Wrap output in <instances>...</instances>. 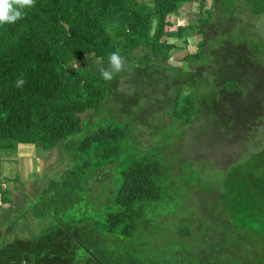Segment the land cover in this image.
<instances>
[{
    "label": "trees",
    "instance_id": "16d2710c",
    "mask_svg": "<svg viewBox=\"0 0 264 264\" xmlns=\"http://www.w3.org/2000/svg\"><path fill=\"white\" fill-rule=\"evenodd\" d=\"M194 1L199 11L178 25L175 15ZM247 15L263 18L264 0H35L15 23L0 25V155L20 146L45 153L61 144L72 164L37 198L25 199L33 204L22 220L30 217L41 231L1 242L0 264H264V147L228 168L202 218L184 231L170 229L165 216L147 218L162 199L161 166L150 154L127 158L104 213L92 211L91 176L122 155L129 126L107 125L78 143L68 139L83 129L84 114L98 115L110 94L124 92L122 79L148 70L178 91L168 106L178 126L205 113L200 87L211 80L219 99L256 111L264 40L243 24ZM195 34L201 36L195 52L177 61L188 68L169 64L171 51L188 49ZM117 50L124 70L105 81L100 70ZM202 58L211 64L194 68ZM255 114L229 118L237 126ZM7 189L0 181V205L11 202Z\"/></svg>",
    "mask_w": 264,
    "mask_h": 264
},
{
    "label": "rangeland",
    "instance_id": "374dc122",
    "mask_svg": "<svg viewBox=\"0 0 264 264\" xmlns=\"http://www.w3.org/2000/svg\"><path fill=\"white\" fill-rule=\"evenodd\" d=\"M198 11V2L185 4L175 15L178 25L185 26L190 15ZM243 24H251L250 28L264 40V17L256 19L247 15L244 16ZM187 40L188 49L178 48L171 51L172 60L169 64L172 66H176L181 56L195 52V46L201 36L195 34ZM169 42L184 47L183 39H173ZM204 61V58L194 61L193 67H206L211 64H204ZM215 63L216 59L212 61V65ZM177 65H185L184 68H188L183 63ZM158 69L164 70V66ZM121 81L120 89L124 88L127 82L124 92L120 93L116 89L110 94L98 115L89 117L90 113L84 114L88 116L82 121L83 129L68 138L78 143L85 134L107 125L129 126L131 131L129 139L122 145V155L91 176L92 211L104 213L103 208L113 197L119 171L127 158L150 154L158 159L161 166L162 199L147 218L153 221L157 219L154 216H165L170 229L182 228L185 231L190 224H195L202 218V209L208 198L212 199L219 191L220 182L227 174L228 168L246 160L264 147V84L256 111L246 112L242 105L239 106L230 99L227 103L224 99H219L215 91L216 83L211 80L208 86L200 87L201 93H197L204 97L202 98L207 106V109H203L205 113L191 126H178L177 122L170 120L171 117L169 119L168 109V106L174 103L178 91L166 87L167 79L158 80L148 70L147 73ZM216 82L222 84L218 77ZM227 82L223 84L228 85ZM220 105L224 106L226 112L217 108ZM254 112L255 118L232 126L230 114L236 115V118L243 116L245 119L253 116ZM154 128L158 129L155 131ZM19 148V153L17 151L14 155H0V181L3 188L6 186V190L8 187L11 192V202L0 205V243L10 241L15 236L30 238L40 233L41 229L36 232V223L30 217L27 221L22 220V213H30L33 204L30 203L33 201L25 199L34 200V196L37 198L38 193L49 182L57 179L60 172L72 166L69 158L63 153L61 144L45 153L29 146ZM19 154L26 157L18 156ZM16 176L19 179L18 184L14 181ZM14 186L16 188L12 189ZM21 208L23 212L19 213ZM110 210L112 208L109 207L107 211ZM14 216L20 219L19 222L14 223L11 219ZM184 238L189 241V238Z\"/></svg>",
    "mask_w": 264,
    "mask_h": 264
},
{
    "label": "clouds",
    "instance_id": "9594fccd",
    "mask_svg": "<svg viewBox=\"0 0 264 264\" xmlns=\"http://www.w3.org/2000/svg\"><path fill=\"white\" fill-rule=\"evenodd\" d=\"M35 0H0V25L5 23H15L22 17V9L28 7H34ZM114 27V26H113ZM110 35H114L112 29L109 28ZM108 68L100 70V74L105 81H111L114 79L115 73H120L124 70V60L119 55V51L112 52L108 58ZM78 68L79 64L73 66ZM24 80L19 79L16 81V87H23Z\"/></svg>",
    "mask_w": 264,
    "mask_h": 264
},
{
    "label": "crops",
    "instance_id": "0c3cea01",
    "mask_svg": "<svg viewBox=\"0 0 264 264\" xmlns=\"http://www.w3.org/2000/svg\"><path fill=\"white\" fill-rule=\"evenodd\" d=\"M30 149H32V148H30ZM19 150H20V148H18V152L17 153H19ZM28 151H29V148H28ZM18 156H25V155H21V154H19ZM26 157V156H25Z\"/></svg>",
    "mask_w": 264,
    "mask_h": 264
},
{
    "label": "water",
    "instance_id": "95a60500",
    "mask_svg": "<svg viewBox=\"0 0 264 264\" xmlns=\"http://www.w3.org/2000/svg\"><path fill=\"white\" fill-rule=\"evenodd\" d=\"M41 163H42V161H41Z\"/></svg>",
    "mask_w": 264,
    "mask_h": 264
}]
</instances>
